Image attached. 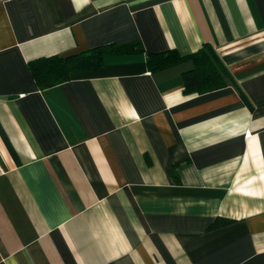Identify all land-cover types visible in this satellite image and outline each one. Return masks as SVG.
<instances>
[{"label": "crops", "instance_id": "crops-1", "mask_svg": "<svg viewBox=\"0 0 264 264\" xmlns=\"http://www.w3.org/2000/svg\"><path fill=\"white\" fill-rule=\"evenodd\" d=\"M132 41L45 88L29 67ZM204 43L225 86L148 68ZM0 264H264V0H0Z\"/></svg>", "mask_w": 264, "mask_h": 264}, {"label": "trees", "instance_id": "trees-1", "mask_svg": "<svg viewBox=\"0 0 264 264\" xmlns=\"http://www.w3.org/2000/svg\"><path fill=\"white\" fill-rule=\"evenodd\" d=\"M140 50H143V47L137 41L98 44L66 55L38 56L29 60V67L39 88H45L69 79L74 71L100 67L106 54ZM145 53L151 71L190 59L193 66L182 73L184 88L187 91L205 92L225 86L231 81V74L212 46L207 43L187 54H180L175 47ZM227 221L228 219L224 218L215 220L213 226Z\"/></svg>", "mask_w": 264, "mask_h": 264}]
</instances>
